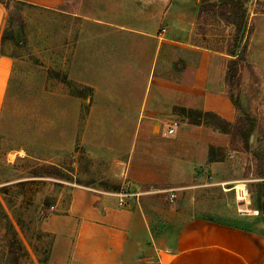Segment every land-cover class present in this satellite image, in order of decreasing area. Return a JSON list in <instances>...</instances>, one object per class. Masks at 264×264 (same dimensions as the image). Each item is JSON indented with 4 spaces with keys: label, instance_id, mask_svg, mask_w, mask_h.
I'll list each match as a JSON object with an SVG mask.
<instances>
[{
    "label": "rangeland",
    "instance_id": "obj_1",
    "mask_svg": "<svg viewBox=\"0 0 264 264\" xmlns=\"http://www.w3.org/2000/svg\"><path fill=\"white\" fill-rule=\"evenodd\" d=\"M2 2L15 23L3 32L0 69V264H64L53 225L73 190L115 196L118 185L124 192L135 186L124 172L142 127L149 77L168 80L173 94L178 70L202 62L206 79L236 106L228 167L215 178L205 174L202 206L181 193L171 201V191L140 201L159 224H180L165 211L187 208L196 231L208 225L238 231L256 249L254 264H264V0H237V7L225 0L215 7L203 0H72L55 9ZM131 15L156 22L155 45L123 39L118 25L99 27L102 18L123 23ZM245 41L246 57L236 58ZM177 107L176 118L161 119L158 144L174 142L179 129L168 130L189 122ZM238 185L246 187L244 200Z\"/></svg>",
    "mask_w": 264,
    "mask_h": 264
},
{
    "label": "crops",
    "instance_id": "obj_2",
    "mask_svg": "<svg viewBox=\"0 0 264 264\" xmlns=\"http://www.w3.org/2000/svg\"><path fill=\"white\" fill-rule=\"evenodd\" d=\"M24 1L35 7L55 9L72 0ZM124 17L123 23L102 18L99 27L109 31L118 25L116 30L123 39L156 44V22H139L140 18L134 15ZM8 23V11L0 3V69L3 66L2 35ZM191 69L178 70L179 83L176 82L174 96L170 93L168 80L156 79L155 76L147 80L149 90L141 122V126L145 124L147 129L142 133L141 127L127 150L124 176L131 184L172 187L179 191L177 197L180 193L186 195L189 203L199 207L203 202L198 200V193L210 184L204 182L205 174L215 178L228 167L226 160L210 162V146L225 148L226 154L231 142L230 134L206 124L194 125L184 119L178 122L172 133L176 134L179 129L175 137L181 146L179 149L175 141L168 144L156 142L160 121L162 118L169 121L175 115L173 106L216 112L232 123L237 112L230 97L206 79L204 71H207V66L203 62L198 68ZM153 70L155 73V66L150 71ZM187 76L188 81L184 79ZM97 192L99 194L73 190L70 203L58 215V223L53 225L58 233V244L64 252L61 258L64 264H254L256 249L236 230L208 225L196 231L190 227L195 221L189 218L187 208L165 211L168 219H179L180 224H159L146 212L144 203L135 197L129 205L122 206L116 195Z\"/></svg>",
    "mask_w": 264,
    "mask_h": 264
},
{
    "label": "trees",
    "instance_id": "obj_3",
    "mask_svg": "<svg viewBox=\"0 0 264 264\" xmlns=\"http://www.w3.org/2000/svg\"><path fill=\"white\" fill-rule=\"evenodd\" d=\"M3 0H0V3L5 5ZM217 0H203L205 4H210V6L215 7ZM21 2H25L24 0H21ZM225 2L231 3L234 5V7H237L239 3L237 0H225ZM26 3V2H25ZM6 6V5H5ZM7 9V6L5 7ZM245 15V10H241V16L243 17ZM14 17H10L9 24L13 26L15 23V20H13ZM6 39L5 35H2V43ZM246 51H247V41H245L241 47V50L239 53H234L233 56H236V58L244 59L246 57ZM237 61L231 60L229 62V69L227 73V78L229 80H233L235 77V71H233V66L235 65ZM176 111H180L189 121V123L194 125H202L206 124L209 126H212L216 130L221 131L222 133L226 134H232L234 130L235 124L232 122L227 121L222 116H220L216 112L212 111H201V110H195V109H188L184 107H177L174 108ZM252 134V130H248L244 133V142L245 145L248 147L250 136ZM225 148L217 147V146H210L209 149V160L210 162H216V161H223L225 159ZM160 187L159 185H157ZM120 190V185L117 187V191ZM48 203V202H46ZM262 206V204H260Z\"/></svg>",
    "mask_w": 264,
    "mask_h": 264
},
{
    "label": "built area",
    "instance_id": "obj_4",
    "mask_svg": "<svg viewBox=\"0 0 264 264\" xmlns=\"http://www.w3.org/2000/svg\"><path fill=\"white\" fill-rule=\"evenodd\" d=\"M178 126V122H176L167 132V134H172L175 132V128ZM135 185L133 189H131V191L128 192H124L123 189V185H121L120 190L117 191V193L115 194L117 197H119L120 199V205L122 206H126V198L127 197H135L138 201H140V198L143 197L145 194L147 193H152V192H160V193H168L169 191H171V193L169 194V200L173 201L176 193L174 191H176V189L172 188V187H158L157 185L154 184H140V185Z\"/></svg>",
    "mask_w": 264,
    "mask_h": 264
},
{
    "label": "bare ground",
    "instance_id": "obj_5",
    "mask_svg": "<svg viewBox=\"0 0 264 264\" xmlns=\"http://www.w3.org/2000/svg\"><path fill=\"white\" fill-rule=\"evenodd\" d=\"M238 188L236 190H238V194H239V199H246L247 198V190L246 187L244 185H238Z\"/></svg>",
    "mask_w": 264,
    "mask_h": 264
}]
</instances>
